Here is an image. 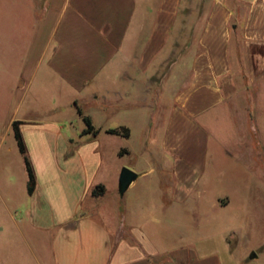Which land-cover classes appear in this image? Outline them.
<instances>
[{
	"label": "crops",
	"instance_id": "1",
	"mask_svg": "<svg viewBox=\"0 0 264 264\" xmlns=\"http://www.w3.org/2000/svg\"><path fill=\"white\" fill-rule=\"evenodd\" d=\"M32 1L31 20L16 28L21 51L7 121L10 129L17 122L34 184L27 193L13 138L21 164L17 177L1 182L0 216L10 226L0 223V233H19L32 264H246L264 255L262 240L225 261L186 218L205 155L221 152L222 138L235 156L264 135V0ZM133 104L149 115L135 131L147 160L127 166L136 177L120 195L116 160L130 153L123 140L132 130L100 121ZM150 113L164 122L159 132L149 130ZM82 115L95 134L71 124ZM118 127L128 135L106 131ZM98 184L103 191L93 195ZM229 201L215 198L219 206ZM236 234L225 237L228 258Z\"/></svg>",
	"mask_w": 264,
	"mask_h": 264
},
{
	"label": "rangeland",
	"instance_id": "2",
	"mask_svg": "<svg viewBox=\"0 0 264 264\" xmlns=\"http://www.w3.org/2000/svg\"><path fill=\"white\" fill-rule=\"evenodd\" d=\"M30 2L31 0H0V136L3 140L0 149L1 192L4 188L1 184L4 180L3 177H17L16 168L21 164L20 155L16 149H12L14 141L7 119L14 108L9 103L12 94L14 95V73L17 68L16 61L18 60L15 57L21 51L20 43L17 38L15 39L17 37L16 28L22 21L31 20ZM34 2L36 0H33L32 4ZM173 44L179 46V43ZM9 61L11 64H9ZM163 76H165L163 73L157 74V78ZM171 91L173 92V89ZM167 92L164 89L161 90V93L166 96ZM43 108L46 109V106L44 105ZM148 116L144 108H137L133 104L132 107L126 108L122 115L114 114L109 119L100 121V124L109 127H115L124 122L132 130L133 136L123 140V145L127 146L125 144L127 142L128 146L131 147L130 153H123L116 160L117 164H120V168H128L127 166L140 167L143 165L144 160H147L145 151L140 146L142 139L135 134V131L140 129L141 124L146 123L144 120ZM157 116L155 115L154 119V116L150 113V132H159L164 125V122H160V117ZM121 119L123 120L121 121ZM71 124L74 126L84 125L82 120L73 121ZM237 129L242 130L243 124L238 123ZM208 130L212 132V124L208 125ZM152 140L157 145V141L159 142L160 139L155 135ZM193 140L195 139L193 138ZM221 141L224 143L221 152L219 150L218 154L216 152L214 155H205L206 164L202 173L198 175L199 171L198 173L195 169L193 171V178L195 179L192 184L193 196L196 199L192 203L188 201L186 218L189 227L198 224L199 228L203 230L204 248L218 244L223 259L232 261V259L239 258L243 254L248 255L247 249L249 247L253 248L264 240V135H258V138L252 139V141L248 140L245 151H238L235 156L230 153V139L222 138ZM118 142L115 139L113 145H119ZM259 142L260 145H257ZM211 143L209 137V146H211ZM10 146L11 148L8 150L7 147ZM231 156L235 157L233 158L235 164L229 167L228 158H231ZM174 159V156L172 158L167 157L169 162H173ZM8 167L12 174L10 171L8 172ZM6 172H8L7 175ZM244 177L250 178L251 184L249 187L232 184L233 180ZM243 193L246 194L245 201L241 198ZM218 195L227 196L230 199L229 203L225 206L217 205L215 198ZM2 209L0 199V211ZM0 223L6 227L10 226L7 219L2 216H0ZM231 230H235L237 233V248L228 258L225 237ZM257 252L260 251L257 250ZM27 255H29V250L19 233H13V231L12 233H9V231L0 233V260L4 264H32V260H28ZM246 264H264V255L259 254L257 258L248 261Z\"/></svg>",
	"mask_w": 264,
	"mask_h": 264
},
{
	"label": "trees",
	"instance_id": "3",
	"mask_svg": "<svg viewBox=\"0 0 264 264\" xmlns=\"http://www.w3.org/2000/svg\"><path fill=\"white\" fill-rule=\"evenodd\" d=\"M77 112L79 114H81L79 109H77ZM81 118H82V121L84 123V128L82 129V132L83 133L90 132L92 134H95L97 132L98 128H94L91 125L90 120L87 116L82 115ZM11 129H12V134H13V138H14L15 143H16L17 150L22 156L23 164H24L25 171H26V176H27L26 190H27V193H31V191L33 189L34 178H33V174H32L29 162H28L26 155L24 153V145H23V141L21 139L16 121L11 122ZM106 131L110 132V133H117V134H120L123 136L128 135V128L127 127L109 128ZM102 191H103L102 185L98 184L92 188L91 193L93 195H96V194L101 193Z\"/></svg>",
	"mask_w": 264,
	"mask_h": 264
},
{
	"label": "water",
	"instance_id": "4",
	"mask_svg": "<svg viewBox=\"0 0 264 264\" xmlns=\"http://www.w3.org/2000/svg\"><path fill=\"white\" fill-rule=\"evenodd\" d=\"M136 177V173L134 171H132L129 168L126 167H121L118 171V175H117V192L118 194H122L125 189L127 188V186L129 185V183ZM255 253L252 251L249 254V257H254Z\"/></svg>",
	"mask_w": 264,
	"mask_h": 264
}]
</instances>
